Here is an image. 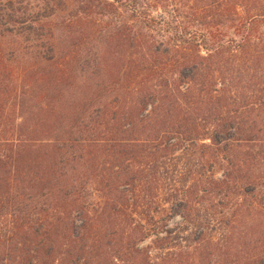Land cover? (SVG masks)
<instances>
[{
  "label": "trees",
  "instance_id": "obj_1",
  "mask_svg": "<svg viewBox=\"0 0 264 264\" xmlns=\"http://www.w3.org/2000/svg\"><path fill=\"white\" fill-rule=\"evenodd\" d=\"M176 1L0 0V264H264V0ZM166 185L196 240L155 263Z\"/></svg>",
  "mask_w": 264,
  "mask_h": 264
},
{
  "label": "rangeland",
  "instance_id": "obj_2",
  "mask_svg": "<svg viewBox=\"0 0 264 264\" xmlns=\"http://www.w3.org/2000/svg\"><path fill=\"white\" fill-rule=\"evenodd\" d=\"M141 2V4L143 5V7H145V9H147V11L156 19H165L167 18V16H169V14L171 13V7H166L165 9L163 7H161V5L158 3L160 0H139ZM181 0H177L176 3L179 4ZM189 4L191 5L192 2L191 0L188 1ZM16 38H11L9 36L4 37V44L9 43L10 46H12V42L15 40ZM13 40V41H11ZM11 41V42H10ZM16 47L18 49H26L25 47L23 48V46H26L27 42L26 40H24V38H18L16 41ZM5 46V45H4ZM21 46V48H20ZM13 47V46H12ZM22 53L25 52V50L21 51ZM10 58H12V56L14 57V55H12L11 53H8ZM261 137L263 138L264 136L261 135ZM201 143H204L206 145H210V142L205 140ZM256 144H260L261 142L257 141L255 142ZM254 151H257L256 147H253ZM167 164L169 166H173L174 164H177L180 168H182V163L181 162H177V161H173L171 162H166V166ZM174 177H176V175H173ZM221 176V172L218 171L216 173V177H220ZM178 179V178H177ZM176 179V180H177ZM188 181L185 183L186 186L189 184H194L193 181H191L190 179H187ZM183 182V180H181ZM180 181V182H181ZM181 184V183H180ZM175 185V184H173ZM177 185V184H176ZM167 188H163V190H160L157 193V196L152 198L151 200H149L148 206H141V208H138L137 212H133L132 214V220H133V226L135 224H140L142 225L143 228L147 229V228H151L149 233L145 239H143V241L139 244V247L141 249H145L147 251V253H149L151 259L155 262V263H161L160 261V257L162 256V254H167L165 253V251H161L159 249H157V246L160 244V242L158 241L159 238H170L169 242H171L174 245V249L170 250L171 253L173 252H177L179 251V249H175L177 247H186V246H190L189 248H193V244H194V240H196V235H192L193 230L192 229H187L188 232H182V229L186 226L185 222L183 221L181 216L175 215V216H170V212H171V208L175 206L174 201H171V198L168 196V193L170 192V188L172 185H166ZM177 188V186H173V189ZM164 191H169L167 193H165ZM165 200L167 202H165ZM147 203V202H144ZM146 211V212H145ZM145 212V213H142ZM212 212L209 208H205V207H195V211H194V219L196 220L197 223H199L202 229L204 230H200L202 233H206V238L204 239V241L200 242L201 247L203 248V245L205 246L206 244H209L210 242H214L217 241L219 238H221V231H213L214 228H206L205 226H207V222H209L212 225V221H211V216ZM149 217V218H148ZM151 218V219H150ZM210 225V226H211ZM171 232V237L167 234H165L164 232ZM197 248L199 246H196ZM188 249H184L182 252L188 251ZM171 258V257H170ZM194 260V259H193ZM172 261V258H171Z\"/></svg>",
  "mask_w": 264,
  "mask_h": 264
}]
</instances>
